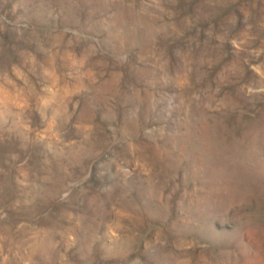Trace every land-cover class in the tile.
Returning a JSON list of instances; mask_svg holds the SVG:
<instances>
[{"label":"rangeland","instance_id":"1","mask_svg":"<svg viewBox=\"0 0 264 264\" xmlns=\"http://www.w3.org/2000/svg\"><path fill=\"white\" fill-rule=\"evenodd\" d=\"M0 264H264V0H0Z\"/></svg>","mask_w":264,"mask_h":264}]
</instances>
